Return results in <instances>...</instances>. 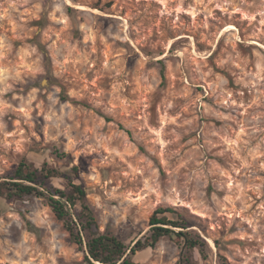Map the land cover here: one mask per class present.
Here are the masks:
<instances>
[{"label": "rangeland", "instance_id": "1", "mask_svg": "<svg viewBox=\"0 0 264 264\" xmlns=\"http://www.w3.org/2000/svg\"><path fill=\"white\" fill-rule=\"evenodd\" d=\"M24 160L100 234L133 246L170 207L200 242L134 264H264V0H0V180ZM0 264L86 263L31 196L0 198Z\"/></svg>", "mask_w": 264, "mask_h": 264}, {"label": "trees", "instance_id": "2", "mask_svg": "<svg viewBox=\"0 0 264 264\" xmlns=\"http://www.w3.org/2000/svg\"><path fill=\"white\" fill-rule=\"evenodd\" d=\"M60 173L43 164L36 168L33 164L22 161L12 173L0 180V198L7 200L24 197H43L48 200L55 218L60 221L69 235L84 254L86 264H134L132 258L139 252L153 249L163 237L186 236L187 249L199 247L200 242L190 237L189 233L182 235L175 228L187 229L188 223L174 208H157L149 219V232L133 246H127L117 237L100 234L94 213L87 204L86 193L71 181L67 190L49 186L51 178L59 177ZM79 208V223L74 222L71 211ZM80 227V228H79ZM83 232L86 233L84 239Z\"/></svg>", "mask_w": 264, "mask_h": 264}]
</instances>
